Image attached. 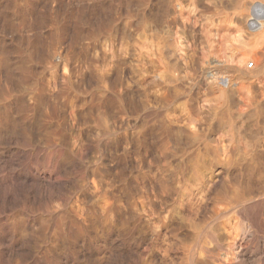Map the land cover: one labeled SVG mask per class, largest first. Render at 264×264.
<instances>
[{"label": "clouds", "instance_id": "9594fccd", "mask_svg": "<svg viewBox=\"0 0 264 264\" xmlns=\"http://www.w3.org/2000/svg\"><path fill=\"white\" fill-rule=\"evenodd\" d=\"M257 4L0 0V264H264Z\"/></svg>", "mask_w": 264, "mask_h": 264}, {"label": "rangeland", "instance_id": "374dc122", "mask_svg": "<svg viewBox=\"0 0 264 264\" xmlns=\"http://www.w3.org/2000/svg\"><path fill=\"white\" fill-rule=\"evenodd\" d=\"M27 159H28L27 154H19V153L13 154V153L9 152L7 154V156L0 158V162L6 163L10 169L13 166H18L21 163H24L25 161H27ZM33 165H37L41 169L43 168V162L42 161H37L36 159H33L31 164H29V166H28L32 172H36V168H34Z\"/></svg>", "mask_w": 264, "mask_h": 264}, {"label": "bare ground", "instance_id": "6f19581e", "mask_svg": "<svg viewBox=\"0 0 264 264\" xmlns=\"http://www.w3.org/2000/svg\"><path fill=\"white\" fill-rule=\"evenodd\" d=\"M253 14L259 19L264 18V4H257L253 9ZM9 158V157H8ZM11 163V162H10Z\"/></svg>", "mask_w": 264, "mask_h": 264}]
</instances>
